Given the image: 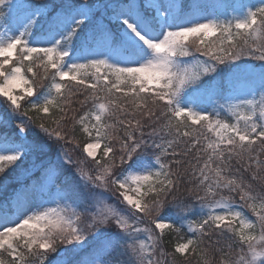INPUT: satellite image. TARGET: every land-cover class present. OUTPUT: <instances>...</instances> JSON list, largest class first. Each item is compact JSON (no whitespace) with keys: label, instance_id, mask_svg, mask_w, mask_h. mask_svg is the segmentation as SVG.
<instances>
[{"label":"snow or ice","instance_id":"obj_1","mask_svg":"<svg viewBox=\"0 0 264 264\" xmlns=\"http://www.w3.org/2000/svg\"><path fill=\"white\" fill-rule=\"evenodd\" d=\"M9 169L0 264H264V0H0Z\"/></svg>","mask_w":264,"mask_h":264},{"label":"trees","instance_id":"obj_2","mask_svg":"<svg viewBox=\"0 0 264 264\" xmlns=\"http://www.w3.org/2000/svg\"><path fill=\"white\" fill-rule=\"evenodd\" d=\"M32 3H43L45 0H31ZM250 63H255L254 61H249ZM73 158H76V154L73 153ZM19 178V170L13 172L11 169L6 171L4 174H0V184L1 185H10L12 183H15V186L17 185ZM19 185H21V182H18ZM23 183H28V181H25Z\"/></svg>","mask_w":264,"mask_h":264},{"label":"bare ground","instance_id":"obj_3","mask_svg":"<svg viewBox=\"0 0 264 264\" xmlns=\"http://www.w3.org/2000/svg\"><path fill=\"white\" fill-rule=\"evenodd\" d=\"M19 177H20V172H19ZM18 182H20L19 178H18ZM18 182L16 186H15V183H12L10 185H5V186L0 184V200H3L5 197L12 195L13 192L19 188Z\"/></svg>","mask_w":264,"mask_h":264},{"label":"rangeland","instance_id":"obj_4","mask_svg":"<svg viewBox=\"0 0 264 264\" xmlns=\"http://www.w3.org/2000/svg\"><path fill=\"white\" fill-rule=\"evenodd\" d=\"M252 3H259V0H251ZM27 181V180H24Z\"/></svg>","mask_w":264,"mask_h":264}]
</instances>
